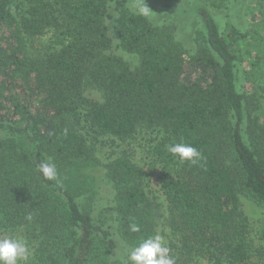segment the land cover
<instances>
[{"label":"trees","instance_id":"16d2710c","mask_svg":"<svg viewBox=\"0 0 264 264\" xmlns=\"http://www.w3.org/2000/svg\"><path fill=\"white\" fill-rule=\"evenodd\" d=\"M136 3L0 0V238L25 240L28 264H130L157 234L176 264H262L241 201L264 208V51L243 70L225 32L264 50V0ZM141 131L146 169L129 154ZM179 142L201 158L174 157Z\"/></svg>","mask_w":264,"mask_h":264},{"label":"rangeland","instance_id":"374dc122","mask_svg":"<svg viewBox=\"0 0 264 264\" xmlns=\"http://www.w3.org/2000/svg\"><path fill=\"white\" fill-rule=\"evenodd\" d=\"M201 1V0H200ZM205 1V0H203ZM153 20V18H150ZM156 22V19L153 20ZM157 26H161L157 24ZM233 32L231 30H226L225 32V37L227 40L230 41H235V53L237 55L238 60L240 61V68L245 70L249 69V64L255 57L256 53L259 52V50L264 51L259 44H254L252 40H246V39H237L235 38L236 35L232 34ZM195 34V33H194ZM194 34L190 36V38L186 40H181L182 46L185 50V55L184 58L185 60H188L190 55H192L195 50H196V45H193V37ZM245 83V82H243ZM248 84V83H246ZM246 89V86L242 85V90L244 91ZM147 132L146 131H141L139 132L135 138L133 139V144L132 147L129 151V154H134L132 160H134L139 166H143L144 168L146 167L143 158V154L139 148L138 145H142L144 142H146L147 139ZM111 151V149L108 148H100V156H105L106 153ZM102 156V157H103ZM145 160V159H144ZM101 164H104L106 160H100ZM100 168V167H98ZM98 168H93L94 170L93 173L85 172L92 178V183H93V194L96 195L97 201L95 202V199L92 197L93 200V206L95 212H100L102 214V217L100 218L103 222L108 220L109 217L104 216L105 214L104 211L107 210V208L110 206V202L108 201V188L107 185L104 183L102 175L99 174L101 169ZM146 169V168H145ZM158 170V168H156ZM96 171V172H95ZM158 173L157 171H153L151 178H150V184H151V191H153L158 199L161 201L163 198L160 196V191L158 187ZM89 179V181L91 180ZM107 196V197H106ZM242 209L246 213L249 223H250V237L253 241V244L255 246V249H261L259 251L258 256V261L260 258V262L264 264V233L261 236L262 230L264 229V208H259L255 206L252 203H249L247 200L242 199L241 201ZM8 236H4L2 238H6ZM11 238H18L17 235L10 236ZM165 244L167 246V242L165 241Z\"/></svg>","mask_w":264,"mask_h":264},{"label":"clouds","instance_id":"9594fccd","mask_svg":"<svg viewBox=\"0 0 264 264\" xmlns=\"http://www.w3.org/2000/svg\"><path fill=\"white\" fill-rule=\"evenodd\" d=\"M134 7L139 15L145 17L150 15V9L144 0H137ZM166 148L181 162L196 163L201 158V153L195 147L184 142L166 145ZM37 170L45 180H59L57 165L51 158L41 161ZM130 230L138 232L139 227L131 224ZM29 259L30 249L25 240L11 237L0 238V264H28ZM127 259L130 264H176L175 258L170 255V248L165 244L164 237L159 234L143 239L130 250Z\"/></svg>","mask_w":264,"mask_h":264}]
</instances>
